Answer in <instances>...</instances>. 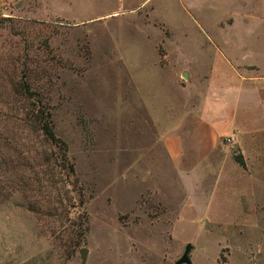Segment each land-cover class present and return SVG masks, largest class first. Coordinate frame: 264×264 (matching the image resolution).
Masks as SVG:
<instances>
[{
	"label": "rangeland",
	"instance_id": "obj_1",
	"mask_svg": "<svg viewBox=\"0 0 264 264\" xmlns=\"http://www.w3.org/2000/svg\"><path fill=\"white\" fill-rule=\"evenodd\" d=\"M223 39L260 51L264 0H0V264H176L188 245L191 264H264V183L256 213L173 219L183 197L154 176L178 89L160 65L203 67Z\"/></svg>",
	"mask_w": 264,
	"mask_h": 264
},
{
	"label": "crops",
	"instance_id": "obj_2",
	"mask_svg": "<svg viewBox=\"0 0 264 264\" xmlns=\"http://www.w3.org/2000/svg\"><path fill=\"white\" fill-rule=\"evenodd\" d=\"M261 42L260 51L242 52L244 43L217 40L225 51L220 46L205 51L203 67L160 65L171 70L178 89L168 102L160 97L155 139L160 170L155 169L154 176L158 183H176L183 199L188 198L164 210L173 219H230L259 210L251 197L255 186L264 183V39ZM183 73L187 79H181ZM228 137L234 144L226 142ZM202 201L203 206L198 205ZM160 203L167 204L162 184Z\"/></svg>",
	"mask_w": 264,
	"mask_h": 264
},
{
	"label": "trees",
	"instance_id": "obj_3",
	"mask_svg": "<svg viewBox=\"0 0 264 264\" xmlns=\"http://www.w3.org/2000/svg\"><path fill=\"white\" fill-rule=\"evenodd\" d=\"M19 84L20 85L15 88L16 93L19 95V97L23 98V100L33 102L31 104H33L34 108L31 110V113L27 115V120L29 121V123L31 122V125H34L35 128L39 130L48 140L59 142L64 147V143L56 137L53 131L50 113L43 108L41 103H39L40 100H31L34 97V93L24 81L20 82ZM0 197H2L3 199H8L9 195L5 192L2 193V190L0 189ZM220 258L222 257L220 256Z\"/></svg>",
	"mask_w": 264,
	"mask_h": 264
},
{
	"label": "water",
	"instance_id": "obj_4",
	"mask_svg": "<svg viewBox=\"0 0 264 264\" xmlns=\"http://www.w3.org/2000/svg\"><path fill=\"white\" fill-rule=\"evenodd\" d=\"M182 77L184 79H187V74L183 73ZM190 250H191V246L190 245L186 246L182 256L177 260L176 264H191L190 258H189ZM79 254L81 257L82 264H85L86 258H87V250L86 249H80Z\"/></svg>",
	"mask_w": 264,
	"mask_h": 264
},
{
	"label": "built area",
	"instance_id": "obj_5",
	"mask_svg": "<svg viewBox=\"0 0 264 264\" xmlns=\"http://www.w3.org/2000/svg\"><path fill=\"white\" fill-rule=\"evenodd\" d=\"M226 142L229 143L230 145L234 144V138L233 137H228L226 139Z\"/></svg>",
	"mask_w": 264,
	"mask_h": 264
}]
</instances>
